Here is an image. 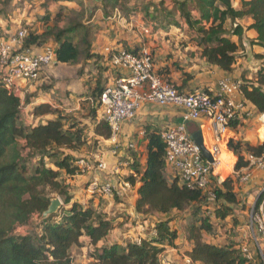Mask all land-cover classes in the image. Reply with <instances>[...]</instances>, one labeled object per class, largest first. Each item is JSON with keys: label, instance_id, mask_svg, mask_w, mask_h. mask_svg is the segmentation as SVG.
Returning a JSON list of instances; mask_svg holds the SVG:
<instances>
[{"label": "trees", "instance_id": "16d2710c", "mask_svg": "<svg viewBox=\"0 0 264 264\" xmlns=\"http://www.w3.org/2000/svg\"><path fill=\"white\" fill-rule=\"evenodd\" d=\"M18 1L0 0V17H8ZM70 1L75 0H46L42 5L45 13L39 17L45 29L29 31L24 45L41 47L53 43L56 63L80 66L78 74L85 78V90L76 99L88 109L85 117L93 125L96 141L109 140L112 130L97 114L105 80H108L103 76L109 67L102 64V56L93 52L101 29L99 23L91 20L93 9L101 8L104 17L117 9L128 17L142 11L152 22L154 31L186 25L194 34L202 56L225 72L233 71L244 46L233 40V36L242 38L244 33V27L237 20L253 19L247 28L255 29L258 37L252 44L264 48V0H242L240 9L234 7V0H143L145 3L137 0L135 4L132 0H98L89 12L84 2H80V9H75L67 5ZM57 4L59 7L53 10ZM2 38L6 35L0 32ZM126 49L137 53V49ZM1 77L0 264H76L71 250L81 245L84 237L94 247L90 264H162L161 255L166 247L176 248L180 239L170 220L152 221V228L140 243L107 241L116 229L115 221L96 208L93 199L86 204L77 201L70 184L60 179L63 172L71 177L82 173L76 164V153L90 143L86 123L73 110L67 112L50 103L34 105L31 115L35 121L23 123V107L33 101L36 93L22 100L4 86ZM241 92L258 115L264 114V65L252 77L243 75ZM240 122L242 119H237L230 125L236 127ZM161 135L160 130L146 131L145 163L141 153L130 152L129 167L133 173L126 180L133 187L138 185L135 208L144 217L142 222L154 214L167 215L192 208L185 233L190 243L185 250L189 258L204 264H264V261L256 262V258V261L249 259L235 239L222 245L205 239L216 234L218 224L226 226L228 218L233 220V227L239 224L235 206L240 204V197L233 176L214 187V199L200 189L189 188L177 176L171 178ZM228 145L237 156V171L249 166L251 156H261L264 151V142L253 144L242 138L230 139ZM54 194L62 197L67 205L43 219ZM263 200L264 192L257 198V209ZM211 202L213 206L209 207Z\"/></svg>", "mask_w": 264, "mask_h": 264}, {"label": "built area", "instance_id": "2783aa9c", "mask_svg": "<svg viewBox=\"0 0 264 264\" xmlns=\"http://www.w3.org/2000/svg\"><path fill=\"white\" fill-rule=\"evenodd\" d=\"M116 12L117 14L109 17L108 20L123 18L120 10L117 9ZM143 32L150 33V27H144ZM27 34L25 29H20L8 38L0 40V75L4 86L18 96L21 83L29 84L37 81L45 68L56 63L55 47L50 43L41 47L25 46ZM105 54V65L110 70L124 72L123 76L108 78L99 99V118L107 122L112 130V137L109 140H102L107 145L119 144L124 123L136 117L137 109L143 103L152 102L160 106L172 104L184 109V121L162 131L161 137L166 144V165L180 182L191 189H200L214 199L216 197L214 187L225 180L219 170L224 163V156H228L230 160L228 168L235 180L248 181L251 168L264 169L263 151L261 156L250 157L248 167L237 171L235 156L225 144L231 122L248 118L253 114L247 99L236 98L237 94L243 95L241 80L230 77L221 79L216 94L205 90L179 91L175 84L164 79L157 72L154 58L149 50L143 49L134 53L126 48L106 47ZM201 118H206L211 123L214 144L209 151L213 162H209L204 156L201 147L187 127L189 122ZM117 147L118 145L110 151L113 156L118 153ZM128 149L137 151L139 146L130 142ZM76 164L81 170L89 171L91 174L87 185V190L91 194L123 197L132 188V184L126 179H103L99 175V172L114 174L115 169L110 167L105 157H97L95 160L82 157L76 161ZM263 192L264 186L259 194ZM256 201L247 211V223L243 229L250 236L247 238L244 235V241L240 243V247L249 259L254 255L249 241L260 252L264 241V200L258 209ZM136 241L140 243L141 239L137 238ZM185 261L186 264H204L193 261L188 256L185 257Z\"/></svg>", "mask_w": 264, "mask_h": 264}, {"label": "crops", "instance_id": "0c3cea01", "mask_svg": "<svg viewBox=\"0 0 264 264\" xmlns=\"http://www.w3.org/2000/svg\"><path fill=\"white\" fill-rule=\"evenodd\" d=\"M93 1L95 2V4L98 2V0H90L91 6L94 4ZM132 1L133 4H135L137 0ZM141 1L145 3L146 0ZM233 3L234 7L237 9H240L242 7V0H234ZM120 12L123 18H115L113 21L108 20V18L112 17L113 15L115 16L117 14L116 10L110 16L104 17L102 9L97 8L96 14L93 15V18L91 19L92 21L94 20L101 25V29L99 30L96 36V41L93 46V52L103 57V65H105L106 47H114V49L130 47L132 49H137V52L142 51L143 49H147L151 51L154 55L155 68L157 72L159 74L161 72V75L163 77L169 78V80L172 81V83L175 84L179 90H205L210 92L212 91L213 94L217 93L219 89V81L221 79L225 77H230L232 79L243 81V75H246V77H252L253 73L258 70L260 66L264 65V48L260 45L252 44V41H257L258 33L255 29L247 28L253 23V19L251 17H245L241 20H237V23L244 27V33L242 38H239L238 36H233V40L237 43H242V45H244V48L246 49V52L242 53L244 51L243 49H241L238 54V59L234 65L233 71L225 72L221 70L218 66L210 64L202 56L201 48L196 42L194 34L192 33V31L188 30L186 25H184L183 27L169 26L164 29L154 31L152 27V22L144 18V13L142 11H138L136 14L131 15L129 17L126 16L121 10ZM103 23L104 25H102ZM144 27H150L151 32L144 33ZM228 27H231L230 21H228ZM50 44L54 46L53 43ZM258 54H261V58L258 56ZM55 64L58 65V63ZM60 64H62L63 66L70 65L59 63V65ZM74 66H76V68L74 69L73 74H75L74 76L78 77L79 79L77 80L78 82H76L77 84H71L70 87L77 89H72V92L74 93L70 92V94L68 93L67 96H75L73 100L76 101V95L81 94L85 90V86L83 83L85 78H82L84 76H80L78 74L80 66ZM58 67L61 66H57L56 68ZM54 71L55 69L50 66L45 68L41 72V74L48 72L51 73ZM123 75V71L116 69H109L108 72L104 73V76H107L108 78H115ZM42 81L43 80H40L39 82L41 83ZM27 86H30L31 89H29V87ZM32 87L33 85L21 83V91L19 96L22 98V100L25 99L27 92L33 89ZM60 88H62L63 91ZM63 88L64 87H58V85L55 84L50 88V91L46 90L45 92H36V97L33 98V101L30 104L24 105L23 114L25 113L29 115L28 113L32 112L33 106L40 103H50L54 107L60 108L64 111H72V109H69V107H67L64 100L59 97V95L65 96L64 94H66L63 93L66 90V87L64 89ZM243 97L244 96L241 94L236 95L237 99H242ZM75 104L76 105L74 109L79 108L80 99H78ZM249 104L253 114L249 118L242 119V122H240V124H238L236 127H231V125L229 127V130L227 132V141L225 143L227 144V148L229 151H231L228 145L230 139H243V136H245V134L241 132L242 128H244L243 126L249 127L251 124L253 125L257 121L258 124H260V127H264V121L262 119L264 114L258 115L255 112L253 105L251 103ZM184 116V109L176 105L170 104L166 106H160L152 102L143 103L139 107V109H137L136 117L124 123L123 131L120 134L119 138V144H117V155L113 156L110 153L111 149H107L105 150V152H103V156L109 161L110 167L115 169L114 174L113 172L111 175L99 172V175L103 179L125 180L128 175L133 173V170L129 167V163L131 161L130 152L133 151L128 149L129 143L131 142L138 144L139 141H141L142 139L144 140V144L141 146L138 145L139 149L133 152L141 153L142 163H145L147 144L146 131H164L169 127H173L180 123H183ZM48 117L50 118V116ZM29 118H32L35 121V118H33L32 115H29ZM29 118L26 119L27 122H31ZM251 120L253 121L252 123H250ZM187 127L189 132L192 133V135L197 131L202 132L204 144L208 149L211 147L212 144H214L211 123L206 118H201L199 120L189 122L187 124ZM260 136L261 139H256V144L259 142H264L263 133H261ZM246 138L247 140H250L249 137ZM167 170L171 178L176 177V175L169 168ZM88 175L91 177L90 173H88ZM237 180L240 181V184L243 183V181L239 179ZM247 183L248 185H246V187L244 186L243 191H252L253 194L249 193L250 197L258 198L260 190L264 186V169L259 170L251 168L250 178ZM137 187L138 185L134 187L132 186L131 190L126 192L123 197H120V207L122 206L125 208V206L128 204L132 206L133 212L130 211L129 214L134 215L133 220L136 221V223H138L139 221L141 222V220H138L137 222V219H144L142 215L137 213L135 208V202L137 199ZM91 197H93V195H91ZM248 201H251V199ZM117 214L118 213H116L115 216ZM118 219H120V217L114 218L116 224L118 222ZM145 224L141 223L139 227H137L141 230L142 233H136V228L134 227L128 228L127 232L123 233L126 227L124 229L123 226H120V230L122 231V233H118L117 239H114V241L126 243L127 241L122 240L131 238V241H136L137 238L141 239L145 237L147 231L152 228V224L148 223V221H145ZM117 231L118 228L114 230V232ZM119 236H122V238H120ZM134 236L135 238L133 239ZM243 237L244 236H242L241 238ZM239 238L240 237H238L237 235L236 240L239 242L240 245ZM83 239L88 241L87 237L82 238V240ZM178 241L184 243L181 239V236ZM178 241V246L176 248L166 247L165 251L161 255V260H164L163 258H165L162 264H164V262H166L167 264H186L185 257L187 255L185 254V250L190 247V243H188V245L186 244L185 247L182 249V244H179ZM252 247L253 246L251 244V248ZM178 250L183 253V258L177 255ZM262 250L264 252V241L262 243ZM164 253H169V256L167 255V257H165ZM262 257L264 260V253Z\"/></svg>", "mask_w": 264, "mask_h": 264}, {"label": "rangeland", "instance_id": "374dc122", "mask_svg": "<svg viewBox=\"0 0 264 264\" xmlns=\"http://www.w3.org/2000/svg\"><path fill=\"white\" fill-rule=\"evenodd\" d=\"M45 1L46 0H19L15 5L16 7L12 6L11 12H10L11 14L8 17H6V16L0 17V32H3V34L6 35V38H8L10 35L16 33L20 29H25L27 33L31 30H38V31L44 30L45 25L42 21H39V17L45 13L44 9L42 8V5H43V3H45ZM80 2H84V5H85L88 12L91 11V7H93L95 4V2L93 1L94 4L91 6L90 0H75V1H70L67 5H69L72 8H75V9H80L81 8ZM57 7H59V4H57L56 6H53V10H55ZM0 8H1V5H0ZM93 10H94L93 15H95L96 14V8ZM86 17H87V14H86ZM144 18H145V16H144ZM61 24H63V22ZM102 25H104V23ZM134 25H135V23H134ZM242 49L244 51L242 53H245L246 49L244 48V46ZM151 54L154 58V55L152 52H151ZM260 55L261 54H258V56L261 58ZM57 66H61V67L56 68ZM52 67L55 69L54 72L42 73L40 75V78L37 81L29 83V85H33V87H32L33 89L30 90L29 92H27L26 96H28L29 94L36 93L38 91L39 92H41V91L45 92L46 90L50 91V88L52 86H54L55 84L58 85V87H64V88L66 87V90L63 92V93H66V94H64L65 96L59 95V97L64 100V102L66 103L67 107H69V109L73 110L72 112L76 113V116L78 117V119H81L83 123H86V125H87L86 133H87L88 139L90 141V143L87 146H85L84 148H82L79 153H76L78 159L82 158V157H88L91 160H95L97 157H100V158L104 157L103 152H105V150H107V149H113L115 147V145L110 146L109 144L107 145L102 140L101 141L95 140V137L93 136V130H92L93 125L89 121V119H87L85 117V113L86 114L88 113V109L87 108L84 109L82 107V105L80 104L79 108L74 110V107L76 105L75 102L77 100L76 101L73 100L75 98V96H67L68 93L70 94V92L73 91L72 89H74V90L77 89V88L70 87L71 84H77L76 82H78L77 80L79 79L78 77L74 76L75 74H73V71L76 68V66H74V65L63 66L62 64H60V65L55 64ZM103 77H107V76H103ZM40 80H43V81L40 83L39 82ZM106 81L107 80H105V83H106ZM27 87H29V89H31L30 86H27ZM60 89L62 90V88H60ZM72 93H74V92H72ZM24 112H26V111H24ZM28 114L31 115V112H29ZM97 114L99 116L98 110H97ZM29 115L22 113V122L23 123L26 122L25 119L29 118ZM262 119L264 121V116ZM29 120L31 122H34V119H32V118H29ZM31 122H26V123H31ZM252 122L253 121L251 120L250 123H252ZM243 127L244 128H242L241 132L243 134H245L246 137H249V139H250V140H247V138L245 136H243V140L250 141L253 144H256V139H259V140L261 139V136H260L261 133L264 134V127L263 128H262V126L260 127V124H258L257 121L253 125L251 124L249 127H245V126H243ZM143 144H144V140L142 139L141 141H139L138 145L141 146ZM66 152H68V151H66ZM24 154L27 156V151H24ZM226 157H228V156H225V158ZM46 161L49 164H51L50 161H48V160H46ZM235 161H237V156H235ZM81 172L82 173H80L76 176H73V177L68 176L65 174V172H63L60 179H61V181L70 184L71 192L75 195V199L77 201H79L83 204H86L89 199H93V205L96 208H100L102 211L107 213V215L109 217H111L113 220H114V218L120 217V219H118V222L116 224V228H118V231L114 232V230H113L110 233V236L106 240L107 241H114V239H117L118 233H122V231L120 230V226L121 227L123 226L124 229L126 227V229H125V231H123V233L127 232L128 227H130V228L134 227V228H136V233H142L141 230L137 227H139V225L141 223H143L142 222L143 219H137V222H138V220H141V222L139 221L136 224L134 223V220H133L134 215L129 214L130 211L133 212L132 206L130 204H128L125 206V208L122 206L120 207L121 200H120V197H118L116 195H114L112 197H107V196L100 195V194H91L87 190V185L89 183V180L91 179L90 176L88 175L89 171L81 170ZM220 173H221V176L223 177V179H226L228 176H232L231 172H230V168H228L227 170L224 169ZM247 182L248 181H245L242 184H240V181L236 180V191L240 197V204L235 206V211H236V216L238 217L239 224L237 226L233 227V224H232L233 220L231 218H228L226 220V226H221L218 224L217 230L215 232L216 234L213 236H209V237L205 236L206 240L215 241L216 243L222 245V244H224L228 241H232V240L235 242L237 235H238V237H240L239 238L240 243L242 241H244V239L241 238L242 236L246 235V237L249 238L250 235L245 233L243 231V229H245V225L247 223V211H248L249 207L253 204V202L256 201L255 198H257V197H250L249 193L253 194L252 191H250V192H244L243 191L244 186L246 187V185H248ZM246 191H249V190H246ZM91 195H93V197H91ZM53 196H54V198L60 197L56 194H54ZM60 198L63 202L62 207L66 206L67 204H65L64 199L62 197H60ZM249 198L251 199V201H248V200H250ZM212 206H213V203L211 202L209 204V207H212ZM191 211H192V208H190L188 211H183V212L173 211L167 215L154 214L153 216H149V219L146 218L145 221H148V223L151 224L152 221L157 220V219H169L172 227L174 229L176 228L178 230V232L180 233L181 239L183 240L184 243H181L180 241H178V243L182 244V249H183L185 247V245L186 244L188 245V243H189L185 239V235H186L185 233H186L187 225L190 222ZM116 213H118V214L115 216ZM34 220H38V218L34 217ZM228 233H234V235H228ZM119 237L122 238V236H119ZM134 238H135V236L133 237V239ZM122 241H131V238H127V239H124ZM249 244L251 247V241H249ZM252 246L253 247L251 248V250L254 252V255H253L254 261H256V259H257L256 262H258V260H259V262L264 261L263 257H262V255L264 253L263 250L261 253L257 248L254 247V245H252ZM93 251H94V247L91 246L87 240L83 239L81 245L73 247V249L71 250V254H72L73 260L76 264H90V262L93 261V257H92ZM182 254L183 253L178 250L177 255H179L183 258ZM164 255H165V257H167V255L169 256V253H164ZM163 259L165 260V258H163ZM164 260H162V262ZM166 260H167V258H166ZM164 264H167V263L164 262ZM252 264H255V263L253 262Z\"/></svg>", "mask_w": 264, "mask_h": 264}, {"label": "water", "instance_id": "95a60500", "mask_svg": "<svg viewBox=\"0 0 264 264\" xmlns=\"http://www.w3.org/2000/svg\"><path fill=\"white\" fill-rule=\"evenodd\" d=\"M193 138L195 139L196 143L201 147L204 156L207 158L209 162H213L212 154L210 153L209 149L204 144V138L201 131H197L193 134ZM63 202L60 197H56L52 199L49 208L43 213L42 218L45 219L50 215L55 214L62 208Z\"/></svg>", "mask_w": 264, "mask_h": 264}, {"label": "bare ground", "instance_id": "6f19581e", "mask_svg": "<svg viewBox=\"0 0 264 264\" xmlns=\"http://www.w3.org/2000/svg\"><path fill=\"white\" fill-rule=\"evenodd\" d=\"M224 158V163H222L221 167L219 168V170H224V169H228L229 165H230V160L228 157L225 158V156L223 157ZM234 160V158H232V161Z\"/></svg>", "mask_w": 264, "mask_h": 264}]
</instances>
